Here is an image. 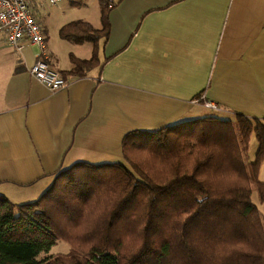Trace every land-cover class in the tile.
<instances>
[{
  "label": "crops",
  "instance_id": "0c3cea01",
  "mask_svg": "<svg viewBox=\"0 0 264 264\" xmlns=\"http://www.w3.org/2000/svg\"><path fill=\"white\" fill-rule=\"evenodd\" d=\"M109 18V36L96 48L100 64L57 92L29 72L37 46L15 52L0 36L6 198L35 202L62 168L120 162L123 140L135 131L212 112L264 118V0H122ZM44 32L53 68L68 71L73 56L86 58L76 53L82 44L71 41L76 46L64 55Z\"/></svg>",
  "mask_w": 264,
  "mask_h": 264
},
{
  "label": "trees",
  "instance_id": "16d2710c",
  "mask_svg": "<svg viewBox=\"0 0 264 264\" xmlns=\"http://www.w3.org/2000/svg\"><path fill=\"white\" fill-rule=\"evenodd\" d=\"M121 1L99 0L101 29L82 20L62 27L63 39L95 47L89 59L73 56L63 77L100 64L97 44ZM122 149L120 162L62 168L35 202L0 194V264H264V220L253 201V185L264 200V118L210 116L135 131ZM60 240L69 253L50 255Z\"/></svg>",
  "mask_w": 264,
  "mask_h": 264
},
{
  "label": "built area",
  "instance_id": "2783aa9c",
  "mask_svg": "<svg viewBox=\"0 0 264 264\" xmlns=\"http://www.w3.org/2000/svg\"><path fill=\"white\" fill-rule=\"evenodd\" d=\"M47 1L56 6L63 0H0V35L4 36L5 44L17 52L27 46H37L39 52L30 74L49 91L57 92L69 86L71 79L63 77L61 71L50 65L44 28L36 17L37 7H44ZM201 100L202 97L195 102ZM205 105L219 110L218 105L212 102H205Z\"/></svg>",
  "mask_w": 264,
  "mask_h": 264
},
{
  "label": "rangeland",
  "instance_id": "374dc122",
  "mask_svg": "<svg viewBox=\"0 0 264 264\" xmlns=\"http://www.w3.org/2000/svg\"><path fill=\"white\" fill-rule=\"evenodd\" d=\"M36 17L41 25L46 29L47 35L50 37V41L54 42V40H58L61 42L60 53L67 54L66 52L69 51L73 46H76L75 43L71 41H66L61 37V29L64 25L82 20L90 22L94 28L101 29L102 27V14L101 8L99 4V0H63L60 4L56 6H52L47 1L44 7L38 6L36 11ZM44 29V30H45ZM1 44L5 45L4 36L0 35ZM102 40L100 41V43ZM74 44V45H73ZM70 46H72L70 48ZM79 49L76 50V53H79L81 57L90 58L93 53V44L92 43H83L79 45ZM65 67H68L69 59L67 58ZM68 65V66H67ZM212 115H218L217 113H210ZM258 149V144L256 139L253 137L250 141L249 147L246 152L247 162L251 164L255 160L256 152ZM263 178V179H262ZM259 179L264 181V162L260 167V175ZM262 181V182H263ZM253 201L257 205L261 217L264 220V200H262L259 196V192L257 191L255 185H253ZM13 201L12 198H9L10 201L13 203L24 204L26 203L23 198H19ZM40 199V198H39ZM38 200V199H37ZM70 246L65 241H58L57 244L53 247L50 252V255H66L69 253ZM42 257L41 259H43Z\"/></svg>",
  "mask_w": 264,
  "mask_h": 264
},
{
  "label": "bare ground",
  "instance_id": "6f19581e",
  "mask_svg": "<svg viewBox=\"0 0 264 264\" xmlns=\"http://www.w3.org/2000/svg\"><path fill=\"white\" fill-rule=\"evenodd\" d=\"M13 50V49H12ZM15 51V50H14ZM15 52H17V51H15ZM51 65V64H50ZM29 72H30V70H29ZM68 79H70L69 77H68ZM42 84V83H41Z\"/></svg>",
  "mask_w": 264,
  "mask_h": 264
}]
</instances>
